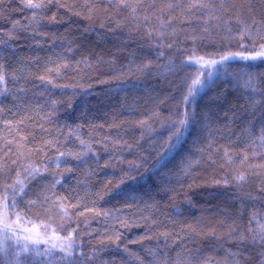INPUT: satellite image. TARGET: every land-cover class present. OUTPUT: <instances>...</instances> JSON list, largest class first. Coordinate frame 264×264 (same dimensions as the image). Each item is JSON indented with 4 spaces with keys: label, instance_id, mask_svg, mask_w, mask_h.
<instances>
[{
    "label": "trees",
    "instance_id": "1",
    "mask_svg": "<svg viewBox=\"0 0 264 264\" xmlns=\"http://www.w3.org/2000/svg\"><path fill=\"white\" fill-rule=\"evenodd\" d=\"M26 2L0 0V209L65 248L0 264H264V59L239 58L264 0Z\"/></svg>",
    "mask_w": 264,
    "mask_h": 264
},
{
    "label": "snow or ice",
    "instance_id": "2",
    "mask_svg": "<svg viewBox=\"0 0 264 264\" xmlns=\"http://www.w3.org/2000/svg\"><path fill=\"white\" fill-rule=\"evenodd\" d=\"M24 7L28 8V9H41L43 6L41 4L33 3V0H27ZM241 47L243 49L244 46L242 45ZM252 51H256V50L252 49ZM234 58H235L234 56H232V57L223 56V57H221V62L228 61V60L234 59ZM239 58L242 60H245V61L256 60L258 58L264 59V51L258 52L257 56L249 57V56L241 55ZM212 63H216V61H213ZM41 79H43V77H41ZM4 81H5L4 75H0V83H4ZM196 85L204 86L201 81H199V80L194 81L193 85L190 86V95L185 97L186 106H187V102L191 99L192 92L196 90ZM170 127H176L177 130L175 133H173L169 137V142L167 144V147H166L164 154H166L167 151H171L174 148H176L177 145L180 143L181 138L183 136L184 129L187 128V117H185V119L180 121L179 126L170 125ZM63 155H64V153H61V156H63ZM240 179H243V177H240ZM57 183H59V181H57ZM13 195H15V193H13ZM15 207H16L15 199L12 202L7 203L5 205L6 209H15ZM65 215H66V213H65ZM10 231L11 230L8 228L7 223H5V226L3 229H0V237H3V240H0V251L3 250L4 241L11 239V236L9 235ZM30 239L31 238L29 236H24L23 238H21L18 235L16 236V244L20 248V252L29 253V252L35 251L37 253V255H48L49 250L47 248L44 249L43 252H41V250L39 249L38 246L41 243L40 239L37 238L35 240H31L32 247L29 246ZM68 240H69L68 249H71V247H72V245H71L72 234L71 233L69 234ZM44 243H47V241H44ZM19 254L20 253H17V255H19ZM67 255H71L70 250L67 251Z\"/></svg>",
    "mask_w": 264,
    "mask_h": 264
},
{
    "label": "rangeland",
    "instance_id": "3",
    "mask_svg": "<svg viewBox=\"0 0 264 264\" xmlns=\"http://www.w3.org/2000/svg\"><path fill=\"white\" fill-rule=\"evenodd\" d=\"M264 50V48H263ZM195 61V60H194ZM5 223H7L8 228L11 230L9 235L11 236L10 241L15 240L16 243V236H20L23 238L24 236H29L31 239L29 241V246L31 245V240L40 239L41 243L39 244V249L41 252H43L44 249H48V255H37L35 251L29 252L33 253L37 258H41L46 260V258L49 256V253L58 251V253H63L65 248V243L62 240H59L58 238H55L53 235L52 228L42 222H33V221H25L21 219L20 217L16 216H8V213L6 215L5 212H3V209H0V229H3L5 226ZM15 234V236H13ZM0 240H3V237H0ZM56 240L58 241L56 243ZM44 241H47V243H44ZM7 245V241H4L3 244V250L5 249ZM10 248V247H9ZM13 253L12 255L14 257H17L19 255H25L27 253L20 252V248L17 247L16 244L13 245ZM2 250V251H3ZM17 253H20L17 255ZM62 256V254H60ZM13 257V258H14Z\"/></svg>",
    "mask_w": 264,
    "mask_h": 264
}]
</instances>
